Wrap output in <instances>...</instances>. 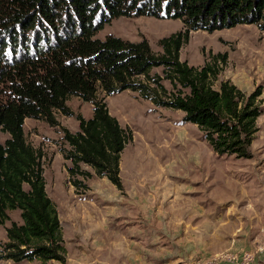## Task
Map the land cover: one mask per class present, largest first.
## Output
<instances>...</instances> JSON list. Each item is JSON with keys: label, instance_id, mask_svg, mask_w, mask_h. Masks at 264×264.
Masks as SVG:
<instances>
[{"label": "trees", "instance_id": "trees-1", "mask_svg": "<svg viewBox=\"0 0 264 264\" xmlns=\"http://www.w3.org/2000/svg\"><path fill=\"white\" fill-rule=\"evenodd\" d=\"M142 15L179 19L184 28L159 39V53L144 37H94L114 18ZM237 24H255L264 32V0H0V85L6 89L0 90V132L8 134L0 143V225L10 220L11 210H19L22 221L5 228L0 259L65 261L57 208L46 192L43 152L26 140V118L56 126L60 112L78 121L76 132L61 127L69 148L60 147L72 163L67 171L76 188L84 185L73 178L76 173L91 175L80 168L84 163L123 189L120 154L132 133L109 113L105 97L124 90L182 111V120L197 125L217 154L249 158L262 85L249 94L229 80L214 88L227 52L211 55L201 67L180 60L191 30ZM154 67L163 68L162 78L176 91L151 76ZM71 96L91 104L90 118L70 109Z\"/></svg>", "mask_w": 264, "mask_h": 264}, {"label": "rangeland", "instance_id": "rangeland-1", "mask_svg": "<svg viewBox=\"0 0 264 264\" xmlns=\"http://www.w3.org/2000/svg\"><path fill=\"white\" fill-rule=\"evenodd\" d=\"M183 28L179 19L121 16L105 24L94 37L104 39L115 35L130 41H139L144 37L153 52L159 53L158 40ZM224 52H227V61L213 82L214 88H218L221 80H229L246 94L257 85L263 87L260 95L262 112L256 120L258 129L249 146V158L217 154L197 125L182 120V111L155 106L136 91L124 90L106 96L105 101L120 125L129 128L132 133V139L124 147L122 176H125L127 186L122 184V190H111L109 186L112 183L106 177L97 176L90 166L81 163L80 168L91 175L76 173L73 178L84 184L76 188L71 184L67 171L72 163L63 157L60 147L69 148L63 140L61 127L76 132L78 121L74 116H65L60 112L55 113L59 123L56 126L42 119L26 118L23 125L26 140L43 152L46 192L62 218L60 225L66 248L65 261L42 263L37 259L19 262L0 259V264H264V32L255 24H237L212 32L191 30L188 41L180 49V60L190 66L201 67L211 55ZM150 74L162 78L163 68L154 67ZM161 83L168 91H176L168 79L162 78ZM0 90L6 89L0 85ZM66 103L74 113H80L85 119L92 116L89 102L71 96ZM7 137V133L0 132V143ZM132 153L138 156L134 158ZM133 170H139L145 177L143 182L150 194L161 195L162 200L155 203L172 204L170 199L175 202L183 225L187 224V218L195 209L194 201L199 210L209 214L210 223L204 221L203 228L206 235H215V238L208 240L212 251L206 253L205 258L198 256L199 260L188 254L173 262L169 257L164 258L173 250L160 248L155 241H144L139 231L128 234L131 241L126 243L123 234L95 239L90 231L80 230L76 201L117 206L120 202L115 199L102 201L101 198L94 199V194L100 196L105 192L124 196L126 190L141 191V185L133 184L129 175ZM23 187L28 189L26 184ZM69 205L74 206L71 208L73 223L65 222V211ZM198 215L197 218L203 217ZM9 216L10 220L0 225V249L7 241L5 228L11 221L22 222L19 210L9 211ZM110 222L118 232L130 230L126 229L128 225L121 216ZM137 224L138 221H134L132 228L138 227ZM214 242L221 244L220 247ZM215 256L218 260L213 261Z\"/></svg>", "mask_w": 264, "mask_h": 264}, {"label": "crops", "instance_id": "crops-1", "mask_svg": "<svg viewBox=\"0 0 264 264\" xmlns=\"http://www.w3.org/2000/svg\"><path fill=\"white\" fill-rule=\"evenodd\" d=\"M109 113L113 115L110 110ZM125 150L126 148L123 149L120 155V177L122 184L127 186L125 176H122L123 158L124 153L126 152ZM133 155L134 158L138 156L137 153H134ZM143 173L147 174L145 172ZM129 175L133 184L139 183L141 185V191L129 192L126 190V195L124 196L120 193H118L119 195H109L108 193L104 192L100 196L94 194V199L101 198L102 201H111L115 199L116 201L120 202L117 206H100L98 202L95 203L94 201H89V203L76 201L78 209L76 213L77 225L81 227L80 230L83 232L90 231V234H92L95 239H103L106 237V235L114 236L123 234V239L126 241V243L131 241L127 236L128 234L131 233L132 235L133 231L135 233L139 231V233H141L142 237L144 238V241L148 243L149 241H155L158 247L173 250V253L169 251L164 257H169V260H173V262H175V260L180 261L181 258H185L188 254H193L197 258L198 256L201 258L205 256L206 253L209 254L208 252L212 251V246L209 245L208 240L211 238L214 239L215 235H206V229L203 228L204 221H208L210 223V220L207 216L209 214L199 210L196 201L193 202L195 209L191 213L190 217L187 218V224L183 225L180 219V210L176 208L175 202H173V200L170 199L169 201H171L172 204L169 202L167 205H159V203H155L156 200H162L161 195L150 194V192L147 191V186L143 182L145 177H143L142 173H140L139 170H133ZM104 179L105 178H103V180ZM109 187L111 190H117L112 184ZM72 207L74 206L69 205L66 208L65 222L69 221L73 223L74 215L71 210ZM160 207H162V210H160ZM170 208L172 210H168ZM198 214H201L203 217L197 218L199 216ZM119 216L125 220V225H128L126 229L130 230L118 232L114 228L115 225L111 223L110 220ZM58 217L61 223L62 218L59 212ZM134 221H138V227L132 228ZM87 225L91 227H84ZM135 228H137L136 231ZM215 245L220 247L221 244L215 243ZM224 247H227V245ZM200 258L198 259L200 260ZM212 259L215 261L218 260V257L215 256ZM212 259L209 261L212 262Z\"/></svg>", "mask_w": 264, "mask_h": 264}]
</instances>
